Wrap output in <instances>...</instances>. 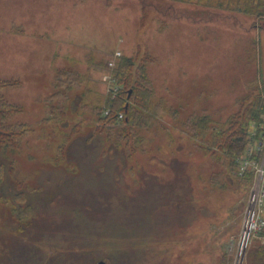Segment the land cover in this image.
I'll use <instances>...</instances> for the list:
<instances>
[{"label":"rangeland","instance_id":"374dc122","mask_svg":"<svg viewBox=\"0 0 264 264\" xmlns=\"http://www.w3.org/2000/svg\"><path fill=\"white\" fill-rule=\"evenodd\" d=\"M214 3L0 0V94L28 128L29 180L0 205V264H251L254 185L208 147L264 92V18ZM125 58L158 109L131 141L101 124Z\"/></svg>","mask_w":264,"mask_h":264},{"label":"trees","instance_id":"16d2710c","mask_svg":"<svg viewBox=\"0 0 264 264\" xmlns=\"http://www.w3.org/2000/svg\"><path fill=\"white\" fill-rule=\"evenodd\" d=\"M214 2V6L221 9L264 18V0H214ZM133 65H135L133 61L128 58L123 59L118 65L116 76L120 83L125 82L126 89L124 88L118 94L117 98L109 104L110 115L103 118L109 123L105 126L104 121L101 123L103 127H106L111 132L115 128H118L116 132H118L117 134L120 138L123 136L125 137L124 139L129 140V135L132 136L135 130L148 124L150 125L152 120L158 116L156 115L158 112L157 107L151 103L154 91L146 80V77L142 79L137 78L136 82H131L127 78L131 73ZM6 83L5 81H0V85L4 86ZM115 107L117 110H114ZM118 108L120 109L118 110ZM16 111L17 109L7 104L4 101V97L0 94V205H5L8 201L11 202L10 196L12 193L15 194L16 198H20L22 201L25 200L23 188L27 186V182L29 181L27 177L22 178L21 171L16 166V157L21 154L22 139L28 134V128L26 125L8 124V120ZM120 113L123 115V118L120 119L121 121L118 120L121 115ZM263 118L264 92L259 91L252 97L249 105L239 110L230 119L228 128L216 134V140L210 143L208 150L213 153L216 151L214 154H217V158L220 155L224 156L227 159L229 170L234 173L237 167V161L243 155L247 145L249 126L254 122H260ZM206 120L204 118V121H202L204 130L208 127L206 126L208 123ZM100 127L99 125L96 129L97 132L100 131ZM101 132L104 133V131ZM101 132L100 134H102ZM74 133L76 134V131H73L70 135H65L63 144L57 148L58 153L56 156L60 157L59 154L66 155L68 148L64 144L71 141V136ZM56 160H52L53 165H56V167L60 164V166H64V161L61 163L58 161L59 158ZM248 173L241 179L245 181V184L253 186L255 178L252 174ZM28 187L30 191L35 190L31 186ZM16 191H18V194L14 193ZM29 209L31 208L25 209L24 207H19V209L14 208L13 210V215L17 218L18 223H21L19 225L20 231L25 230L27 226L22 216L24 215L23 212ZM261 238H264V230L261 232ZM259 242L260 246L254 249L248 256V258L250 257L249 261L251 264H264V243L262 241Z\"/></svg>","mask_w":264,"mask_h":264},{"label":"built area","instance_id":"2783aa9c","mask_svg":"<svg viewBox=\"0 0 264 264\" xmlns=\"http://www.w3.org/2000/svg\"><path fill=\"white\" fill-rule=\"evenodd\" d=\"M119 117L123 118V115ZM238 161L241 175L248 172L255 175L248 230L251 235L260 238L264 230V118L249 126L247 145ZM260 240L264 243V238Z\"/></svg>","mask_w":264,"mask_h":264},{"label":"water","instance_id":"95a60500","mask_svg":"<svg viewBox=\"0 0 264 264\" xmlns=\"http://www.w3.org/2000/svg\"><path fill=\"white\" fill-rule=\"evenodd\" d=\"M102 264H105L104 262H102Z\"/></svg>","mask_w":264,"mask_h":264}]
</instances>
